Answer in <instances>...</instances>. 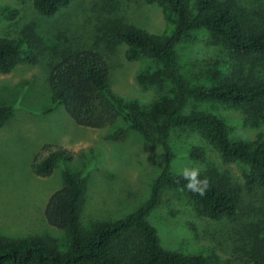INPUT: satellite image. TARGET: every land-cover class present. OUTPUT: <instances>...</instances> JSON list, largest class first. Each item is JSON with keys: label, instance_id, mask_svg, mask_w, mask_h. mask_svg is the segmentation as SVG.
Instances as JSON below:
<instances>
[{"label": "rangeland", "instance_id": "374dc122", "mask_svg": "<svg viewBox=\"0 0 264 264\" xmlns=\"http://www.w3.org/2000/svg\"><path fill=\"white\" fill-rule=\"evenodd\" d=\"M229 1L244 14L264 19V0ZM175 22L176 15L166 3L149 0H72L50 16L39 13L31 0H0V36L38 37L33 62H16L8 73H0V106L10 107L0 123L1 235H37L61 251L68 248L66 230L51 224L44 212L48 196L63 186L65 170L84 180L80 222L85 229L131 213L147 198L149 185L163 164L160 145L142 140L123 113L113 124L98 129L76 124L62 104L52 99L48 68L63 50H98L107 61L109 81L121 108L138 101L141 110L149 112L154 104L155 112L149 113L154 124L153 113L173 95L172 82L154 60H129L124 43L106 44L101 34L107 27L131 24L166 35ZM177 53L179 70L191 85L209 86L235 71L264 76V54L231 58L205 29L191 30ZM184 110L219 117L232 141L264 136V100L256 106L190 101ZM117 127L124 131L121 138L105 137ZM169 140L175 154L172 170L179 173L186 165L213 170L215 178L237 195L238 209L231 219L212 220L199 212L184 191L166 188L159 206L147 217L161 245L182 254H199L204 264H244V242L264 236V191L256 183H246L250 172L246 164L223 160L202 133L173 128ZM58 146L68 154L58 157L51 173H36L33 163ZM193 146L201 149L203 159L189 155Z\"/></svg>", "mask_w": 264, "mask_h": 264}, {"label": "trees", "instance_id": "16d2710c", "mask_svg": "<svg viewBox=\"0 0 264 264\" xmlns=\"http://www.w3.org/2000/svg\"><path fill=\"white\" fill-rule=\"evenodd\" d=\"M72 0H31L43 15H54ZM166 3L176 15L175 26L166 35L148 32L131 24L107 27L101 34L106 44L124 43V56L129 60L146 57L160 66V72L173 84L160 111H142L138 101L123 110L109 81L108 64L97 50L72 49L61 51L49 62L48 86L54 101L62 104L67 115L78 125L95 128L111 125L118 115L126 119L142 140L157 143L163 151V164L149 185L147 198L134 211L115 219L101 220L85 229L80 222L81 203L85 191L84 180L65 170L63 186L47 198L44 212L47 220L66 230L69 244L66 250L37 235L9 238L0 234V264H204L201 255L182 254L161 245L156 228L147 217L159 206L166 188L184 191L199 212L212 220L231 219L238 209V197L227 185L215 178L211 169H204L209 186L204 196L182 189L185 181L172 170L175 156L169 140L173 128L196 130L208 140L225 161L239 160L250 172L246 183H256L264 191V136L258 140L228 139L227 125L219 117L184 109L190 101H218L228 105L256 106L264 100V76H245L235 71L220 77L215 83L191 85L179 70L177 49L191 31L205 29L231 58L240 60L264 54V19L244 14L229 0H149ZM36 36L9 38L0 36V73H8L16 62H33L37 57ZM21 47L25 48L22 50ZM151 105V106H152ZM0 106V123L9 112ZM120 127L107 132L105 137L123 136ZM67 151L61 146L33 163L40 175L51 173L60 156ZM189 155L204 158L200 148L193 146ZM179 181V182H177ZM245 239V238H244ZM245 241V240H244ZM249 245V246H248ZM244 264H264V236L245 241L242 245Z\"/></svg>", "mask_w": 264, "mask_h": 264}, {"label": "clouds", "instance_id": "9594fccd", "mask_svg": "<svg viewBox=\"0 0 264 264\" xmlns=\"http://www.w3.org/2000/svg\"><path fill=\"white\" fill-rule=\"evenodd\" d=\"M204 170L203 165L199 166H184L179 171L178 175L181 179L185 181V184L182 186L188 191L204 196L206 190L209 186L207 177L201 178V172ZM179 182V181H177Z\"/></svg>", "mask_w": 264, "mask_h": 264}]
</instances>
